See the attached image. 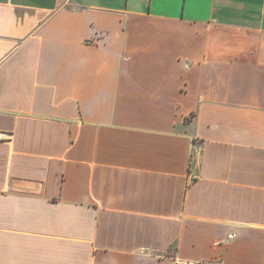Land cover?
I'll return each instance as SVG.
<instances>
[{"label":"crops","instance_id":"crops-1","mask_svg":"<svg viewBox=\"0 0 264 264\" xmlns=\"http://www.w3.org/2000/svg\"><path fill=\"white\" fill-rule=\"evenodd\" d=\"M0 264H264V0H0Z\"/></svg>","mask_w":264,"mask_h":264},{"label":"built area","instance_id":"built-area-1","mask_svg":"<svg viewBox=\"0 0 264 264\" xmlns=\"http://www.w3.org/2000/svg\"><path fill=\"white\" fill-rule=\"evenodd\" d=\"M2 135H3V134L0 132V140L4 138Z\"/></svg>","mask_w":264,"mask_h":264},{"label":"rangeland","instance_id":"rangeland-1","mask_svg":"<svg viewBox=\"0 0 264 264\" xmlns=\"http://www.w3.org/2000/svg\"><path fill=\"white\" fill-rule=\"evenodd\" d=\"M178 264H180V263H178Z\"/></svg>","mask_w":264,"mask_h":264}]
</instances>
